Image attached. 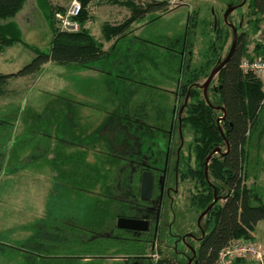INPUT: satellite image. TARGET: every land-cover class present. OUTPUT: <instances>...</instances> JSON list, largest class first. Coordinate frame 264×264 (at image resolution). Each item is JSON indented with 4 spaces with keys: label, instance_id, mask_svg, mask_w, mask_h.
<instances>
[{
    "label": "rangeland",
    "instance_id": "rangeland-1",
    "mask_svg": "<svg viewBox=\"0 0 264 264\" xmlns=\"http://www.w3.org/2000/svg\"><path fill=\"white\" fill-rule=\"evenodd\" d=\"M51 1L64 8L70 2V0ZM132 1L143 6L149 0ZM241 1L176 0L175 3L169 2L165 11L148 14L142 20L131 24L124 36L107 41L103 38L102 24L120 23L129 16L130 11L125 6L95 0L89 8V20L85 26L102 44L106 51L105 57L85 67L47 62L35 74L8 81L6 94L0 96V130L3 133L6 132V137L10 136L7 144L9 159L6 168H14L18 158H23L25 163L24 169L14 168L0 175V241L2 240L5 244V249L0 254V264H120L126 262V256L133 253L131 246L114 242V245L107 248L106 244L111 241H106V238L100 235L102 233L98 232L100 231L99 223L103 224V219L106 220L107 200L96 199V197L99 196L97 193L106 175L105 168L113 167L107 163V158L102 154L103 151H100L104 149V144L101 141L96 144L97 139L93 142L90 133L108 119L135 115L139 108L145 109V117L149 120L156 115L153 110L157 106L162 110L161 113H166L169 118L172 106L179 103L174 97L178 75L179 44L177 43H180V37L186 29L188 16L193 14L197 22L200 19L214 20V18L222 21L227 5L240 4ZM17 14V23L22 32L23 41L42 51H47L52 32L38 9L36 0H25L21 11ZM254 18L257 17L249 15L248 0L228 15L229 22L237 28V34L247 33V52L250 56L253 54L256 42L262 40L264 35L263 20L260 16L258 20L256 19L259 21L257 24L259 28L256 31ZM199 25L192 27L195 34L192 36L191 67L203 60L200 51L204 37L200 33ZM231 41L230 33L226 45L219 52V58H223L227 49L229 50ZM34 56L33 49L22 44H15L0 53V73L16 72ZM204 82L205 79L202 78L199 84ZM216 85L217 76H214L206 90V98L209 101L217 100L213 90ZM183 107L182 105V109ZM161 113L158 114L162 115ZM217 113L221 112L217 111ZM65 118L77 119L75 122L79 127L76 131H72V137H82L78 132L81 126L83 130L86 129L85 133L90 132L86 141L88 146H80L79 143L58 146L50 137V148L47 153V149L44 150L46 155L39 160H34L38 157L32 153V157L30 154L29 160L26 161L27 155L31 152L28 147L31 145L32 134L36 135L35 133L42 131V126L47 123H52L51 128L54 129V126L62 124ZM52 133L53 131L51 135ZM22 137H24V147L16 153L15 149ZM46 138V136L42 138L40 136L39 140L48 141ZM191 138V133L188 130L185 131V144H188ZM73 151L85 152V162L95 173L93 180L95 188L90 183L71 182L70 185L73 184L75 189L72 185L70 190L67 189L64 193L63 188L54 186L52 183L51 178L55 172L51 176L52 171L48 166V161L51 159L49 157L53 155V152L69 154ZM248 152V169L252 173L254 169L262 166L260 163L264 161V106L259 123L250 134ZM58 166L62 168L63 165L59 163ZM190 186L187 184L183 188L185 190ZM260 194L264 198L263 189L260 190ZM64 199H68V202ZM178 201L179 204L175 209L179 216L177 217L178 225L181 222L184 225L185 222L190 221V217L194 222L192 227L181 225L182 228H175L172 232L182 234L190 229L195 231L197 213H193L188 205V192L180 200L178 198ZM52 205H56L55 208L58 206L59 210H57L69 220L66 223L69 232L66 237L50 236L48 249H41L39 247L41 235L36 231L35 223L45 221L46 213L52 212ZM79 216L82 218L81 221L77 220ZM169 217L171 219L170 215ZM107 221L111 223L110 218ZM254 234L259 241L261 236L264 243L263 223L258 225ZM173 239L166 236L162 240H154L152 244L141 243L139 246L144 249V254L148 255L147 260L151 262L166 256L174 258L178 264H186L191 258L192 250H197L199 242L191 239L190 243L183 245V242L174 243ZM260 248L264 253V247L260 245ZM153 253L155 260L150 259ZM192 262L193 258L190 264ZM255 262L264 264V259L262 263L258 260Z\"/></svg>",
    "mask_w": 264,
    "mask_h": 264
},
{
    "label": "trees",
    "instance_id": "trees-1",
    "mask_svg": "<svg viewBox=\"0 0 264 264\" xmlns=\"http://www.w3.org/2000/svg\"><path fill=\"white\" fill-rule=\"evenodd\" d=\"M79 1L82 7L78 17L80 28L78 31L69 32L59 28L54 16L57 11H63L64 7L51 0H36V5L52 32L48 50L42 51L23 41L22 32L12 19L21 10L25 0H0V53L15 44H22L35 52L31 61L16 72L0 73V96L6 94V85L10 79L35 74L47 62L85 67L106 56L102 44L85 26L89 20V8L95 0ZM103 1L125 6L130 11L129 16L120 23L102 24L103 38L107 41L124 36L131 24L142 20L148 14L165 11L170 2V0H149L142 6L135 4L132 0ZM263 11L264 0H248L249 15L257 17L253 19L256 31L259 28L257 25L259 21L256 19L258 20L259 16L261 18ZM197 25L204 37L200 51L203 60L191 67L192 36L195 34L192 27ZM230 33L232 36L231 28L223 21V18L222 21L214 18V20L200 19L197 22L196 16L193 17V14H190L186 29L180 37L181 45L177 43L180 46L177 56V85L182 99L188 94L182 124L183 129L188 130L192 136L187 146L189 152L195 157L196 170L193 172V177L200 188L195 206L197 212L201 214L207 208L214 198V193L219 198L201 217L204 219L200 226L199 245L194 255L196 264H215L223 248L237 239L252 240L251 233L255 226L258 222L264 221V198L255 188L247 185L250 175L249 138L259 123L264 106V92L261 80L250 71H243L241 68L243 59H253L258 56L264 58V35L262 40L256 42L253 54L250 56L247 52V33L238 34L232 56L216 74L217 85L213 89L217 95L216 101L208 100L207 102L199 86L200 79H206L218 60L222 59L219 58V52L226 45ZM227 52L228 49L225 55ZM216 106H222L224 114ZM217 111L221 113L218 114ZM221 116L223 118L217 121ZM69 120L77 121L70 118H65L63 121L67 123L66 121ZM48 125L51 126L52 123ZM9 138L10 136L6 137V142L10 140ZM22 139L15 149L16 153L23 149L20 144H23L21 142H24V137ZM217 147L221 151L213 154L206 163V157ZM55 160L57 168L59 163L65 165L59 170L62 173L65 168L66 171L62 174L68 178V183L95 185L93 182L95 173L85 162V152L58 153ZM131 248L133 254L145 255L144 249L139 244ZM141 256L136 259H142V264H178L172 257L162 256L157 261L151 262L144 260L145 258ZM244 261L238 258L231 264H243Z\"/></svg>",
    "mask_w": 264,
    "mask_h": 264
},
{
    "label": "flooded vegetation",
    "instance_id": "flooded-vegetation-1",
    "mask_svg": "<svg viewBox=\"0 0 264 264\" xmlns=\"http://www.w3.org/2000/svg\"><path fill=\"white\" fill-rule=\"evenodd\" d=\"M178 52L180 51L177 50ZM174 97L179 103L172 106L169 118H167L166 113H161L162 110L157 106L153 110L156 115L152 120H149L145 117V109L143 110L142 108L141 110L139 108L137 109L138 112L135 115L133 114V116L127 115L125 118L108 119L107 122L101 124L98 128L91 131V133L89 132L92 141L97 139L96 144L100 141L104 144V149L100 151H103L102 154L107 158V163L113 167L105 168L104 174L106 175L97 193L99 196L96 197V199L107 200L106 220L103 219V224L100 222L98 225L100 226V231L98 232L102 233L98 234L105 237L106 241L110 240L112 242L107 243L106 247H111L114 245V242L129 247L141 243L152 244L154 240H162L166 236L173 237L176 244L183 242V245H185L190 243L191 239L198 241L201 235L200 226L202 219H199V213L195 207L200 189L193 177V172L196 170V161L193 154L189 152L187 144H185L184 132L186 130L183 129L182 124L188 94L182 100L177 85L174 90ZM182 105L184 106L183 109ZM143 107L145 108V105ZM66 122L65 124L62 121V124L54 126V129L47 123L42 126V131L35 133L36 135L32 134L30 138L31 145L28 147L31 152L27 155L26 161L29 160L30 154V157H32V153L35 157L40 156L39 158H43L50 148V137H52V140H55L58 146L79 143L80 146L87 147L86 141H88L89 133L81 134L82 137L80 138L72 137V131H76L77 124L76 122L73 124L70 121ZM51 131H53V135H51ZM82 131L83 126L79 128V132L82 133ZM40 136L41 138L42 136H46L48 141L45 139L39 140ZM35 137L38 138L35 140ZM8 143V141L6 142V132L4 131L3 133L0 130V175H4L6 171L9 172L14 168L24 169L23 164L25 161H23V158L16 159L14 168H6L9 159L7 156ZM89 143L91 144L90 141ZM20 145L22 148L24 147L23 144ZM46 149L45 153L44 150ZM56 157L57 154L53 152V155L49 157L51 159L48 158L50 160L48 161V166L52 171L51 176L55 172L51 179L54 186L57 185L63 188V192L65 193V190H70L72 185L67 182L68 178L62 174L66 171L65 168L61 173L59 170L61 166H58L59 168L56 167ZM64 166L63 164L62 167ZM66 169L69 170L68 168ZM146 175L149 176L151 186L148 196L142 198L141 185ZM187 184L191 186L189 188L186 187L184 190L183 187ZM95 187L96 185L93 188ZM78 188L81 190L80 186ZM187 192L188 205L193 213H197L195 217L196 230H186L182 234L173 233L172 230L175 228H182V226L188 225L192 227L193 225L194 221L192 217L184 225H182V222L179 225L177 223V217L179 216H177L175 209L179 204L178 198L180 200ZM57 209L59 210L58 207ZM58 212L61 213L60 211ZM55 214V205H52V212L46 213L45 221H37L35 223V229L41 235V243L39 244L41 249H48L50 236L66 237V234L69 232L66 227V223L69 221L67 217ZM169 215L171 219L170 217L168 218ZM119 217L146 220V229L135 232L118 228L116 224ZM109 218L111 223L107 221ZM60 227L63 228L61 229ZM4 249L5 244L1 240L0 254ZM129 255L125 258L127 264L143 263L142 259L138 258L136 260V257H140L141 255L133 253ZM190 257L194 260L192 253Z\"/></svg>",
    "mask_w": 264,
    "mask_h": 264
},
{
    "label": "built area",
    "instance_id": "built-area-1",
    "mask_svg": "<svg viewBox=\"0 0 264 264\" xmlns=\"http://www.w3.org/2000/svg\"><path fill=\"white\" fill-rule=\"evenodd\" d=\"M175 3L176 0H170ZM82 7L79 0H70L67 7L63 11H57L54 16L61 30L75 32L80 28L78 17ZM264 23V11L261 15ZM243 71H250L262 82V90L264 92V58L258 56L253 59H243L241 61ZM150 259L155 260V254H151ZM258 260L261 263L264 259V253L259 245L250 240L237 239L232 241L228 246L219 252L217 262L215 264H231L234 259Z\"/></svg>",
    "mask_w": 264,
    "mask_h": 264
},
{
    "label": "water",
    "instance_id": "water-1",
    "mask_svg": "<svg viewBox=\"0 0 264 264\" xmlns=\"http://www.w3.org/2000/svg\"><path fill=\"white\" fill-rule=\"evenodd\" d=\"M246 2V0H242L240 4L237 5H233V4H228L227 8L225 9V11L223 12V21L231 28L232 31V41L229 47V50L227 52V54L222 58L219 59L217 64L212 68V70L210 71L209 75L207 76V78L205 79V82L203 84H199V86L202 88L203 91V96L205 98V100L208 102V99L206 98V90L208 88L209 83L211 82V80L213 79L214 76H216V74L219 72V70L226 64V62L230 59V57L232 56L235 47H236V41H237V28L228 22L227 18L228 15L235 10L237 7L241 6L242 4H244ZM214 23H216L214 21ZM217 108H219L223 114H224V108L222 106H216ZM223 116L219 117L217 119V121H220V119H222ZM222 134V132H221ZM223 135V134H222ZM228 146V145H227ZM221 150L219 147L215 148L214 150H212V152L206 157V163L207 161L211 158V156L215 153H219ZM207 177V174H206ZM150 186H151V181L149 179V176L146 175V177L143 178L142 181V185H141V197L146 198L149 194L150 191ZM215 191V190H214ZM219 198L215 195L214 193V198L212 200V202L207 206V208L199 215V219H201V217L203 215H205V213L211 208V206L218 200ZM147 221L146 220H142V219H137V218H127V217H119L117 219V227L118 228H122V229H128V230H132L135 232L138 231H142L145 230ZM204 235V230L202 231V236ZM192 254L193 257L195 255V250H192ZM137 260V259H136ZM192 258H189L186 264H190L191 263ZM193 264H196V261L193 260Z\"/></svg>",
    "mask_w": 264,
    "mask_h": 264
},
{
    "label": "crops",
    "instance_id": "crops-1",
    "mask_svg": "<svg viewBox=\"0 0 264 264\" xmlns=\"http://www.w3.org/2000/svg\"><path fill=\"white\" fill-rule=\"evenodd\" d=\"M22 9V8H21ZM21 11V10H20ZM21 13V12H20ZM22 13H23V11H22ZM17 15L18 14H16L12 19L17 23ZM28 18V17H27ZM18 24V23H17ZM72 124L74 123V122H71ZM79 126L77 125V128H78ZM78 132H79V129H78ZM86 131L85 130H83L82 131V133H80L79 132V134L81 135V134H84ZM40 157V156H39ZM34 158V160L36 159H40V158ZM260 162V160L258 161V163ZM263 162L264 161H261V165L262 166H260V167H257L256 169H254L253 170V172L252 173H250V175H249V178L247 179V185L248 186H251V187H253V188H255L256 189V191H258V192H260V190L261 189H263L264 190V166H263ZM261 169H263L262 171H261ZM74 186V185H73ZM75 187V186H74ZM73 187V189H75ZM79 189V188H78ZM64 200H66L67 202H68V199H64ZM56 202H54V204H55ZM55 207H56V205H55ZM58 207V206H57ZM56 209V214L55 215H58V216H61V215H64V214H61V213H59L58 212V210H57V208H55ZM77 220L78 221H81L82 220V218L79 216L78 218H77ZM260 223H263V225H264V221H260V222H258L257 223V225L255 226V228H254V230L252 231V236H253V239L252 240H250V241H253V242H255L256 241V243L259 245H261V246H263L264 247V243H262V238H261V236H260V240L261 241H259L258 239H257V237H255V232L257 231V227H258V225H260ZM259 245V246H260ZM107 248H110V247H107ZM143 256V258H145L146 260L148 259V255H142ZM243 264H256V262H255V260H245L244 261V263Z\"/></svg>",
    "mask_w": 264,
    "mask_h": 264
}]
</instances>
